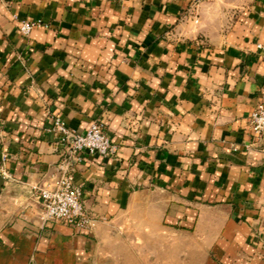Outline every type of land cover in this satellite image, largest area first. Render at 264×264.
I'll return each mask as SVG.
<instances>
[{
  "label": "crops",
  "instance_id": "crops-1",
  "mask_svg": "<svg viewBox=\"0 0 264 264\" xmlns=\"http://www.w3.org/2000/svg\"><path fill=\"white\" fill-rule=\"evenodd\" d=\"M194 1L0 0V264H264V0ZM52 116L117 146L78 166L91 233L40 223Z\"/></svg>",
  "mask_w": 264,
  "mask_h": 264
},
{
  "label": "built area",
  "instance_id": "built-area-1",
  "mask_svg": "<svg viewBox=\"0 0 264 264\" xmlns=\"http://www.w3.org/2000/svg\"><path fill=\"white\" fill-rule=\"evenodd\" d=\"M208 1L210 0L194 1L192 15L196 22H199V6ZM50 27L41 21H26L22 23L20 32L23 36L30 37L36 28ZM262 51L264 53V48ZM250 128L257 142L264 139V96L251 114ZM48 132L58 139L62 153L56 173L46 185L37 190L41 205L40 223L42 226L60 223L79 233H91L99 219L85 205L83 187L76 182L78 166L86 155L113 156L117 152V146L107 135L106 126L101 121H94L88 131L81 134L69 128L61 117L52 116ZM10 159L8 154H2L0 176L4 181L11 178L7 169Z\"/></svg>",
  "mask_w": 264,
  "mask_h": 264
},
{
  "label": "water",
  "instance_id": "water-1",
  "mask_svg": "<svg viewBox=\"0 0 264 264\" xmlns=\"http://www.w3.org/2000/svg\"><path fill=\"white\" fill-rule=\"evenodd\" d=\"M3 183H4V180H3V178L0 176V190H1V188L3 187Z\"/></svg>",
  "mask_w": 264,
  "mask_h": 264
}]
</instances>
